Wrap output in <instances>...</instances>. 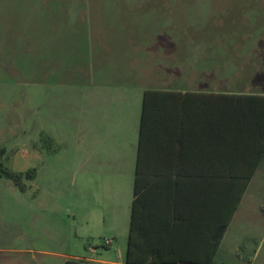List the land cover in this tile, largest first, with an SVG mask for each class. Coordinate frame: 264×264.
Listing matches in <instances>:
<instances>
[{"label":"rangeland","instance_id":"rangeland-1","mask_svg":"<svg viewBox=\"0 0 264 264\" xmlns=\"http://www.w3.org/2000/svg\"><path fill=\"white\" fill-rule=\"evenodd\" d=\"M126 34L145 67L192 47L205 78L218 68L264 89V0H0V166L36 169L25 190L0 176V264L125 262L130 200L81 164L83 71L102 46L108 62L121 56Z\"/></svg>","mask_w":264,"mask_h":264},{"label":"crops","instance_id":"crops-1","mask_svg":"<svg viewBox=\"0 0 264 264\" xmlns=\"http://www.w3.org/2000/svg\"><path fill=\"white\" fill-rule=\"evenodd\" d=\"M131 39L126 34L116 41L122 55L111 62L104 44L83 71L85 128L89 124L81 164L85 175L105 178L108 188L101 191L115 201L129 199L131 215L138 177L143 227L158 230V218L174 224L166 231L202 260L264 264V149L251 118H244L251 114H239L235 98L220 96L264 94V89L245 90L254 82H237L230 71L221 78L218 68L205 78L203 52L192 47L185 57L160 50L145 67ZM138 73H152L154 80H138Z\"/></svg>","mask_w":264,"mask_h":264},{"label":"trees","instance_id":"trees-1","mask_svg":"<svg viewBox=\"0 0 264 264\" xmlns=\"http://www.w3.org/2000/svg\"><path fill=\"white\" fill-rule=\"evenodd\" d=\"M150 91L151 90L146 91L143 116L146 115L148 106V93ZM220 96H230L231 98H235V105L239 114H251V117L245 116L244 118H251V128L254 131L256 139L261 143L262 148L264 149V94L239 93L228 95L222 94ZM50 140L53 139L51 138ZM251 173V175H253L254 170H252ZM2 175H5L7 178L13 180V182L21 190H25L26 185L23 182V178L33 179L36 176V169H29L23 174L1 165L0 176ZM139 180L140 179L137 177L135 183V197L132 205L131 224L125 264H214L215 260H202L200 257L196 256V254H193V252L189 249L179 247L177 245L179 236L166 231L167 229H173L175 226L174 224H172V227H170L168 223H164L162 218H158L160 224L158 230L148 231L145 229V227H143L145 226V223L142 222V207L140 206L141 187ZM239 201L240 197L237 198L236 204L233 206L234 208L231 212V215L228 216L226 223L221 226L217 239L218 242L222 239L227 225L232 217L233 211L237 209ZM175 217L176 215L173 216V219ZM164 224L167 225V227L165 226L166 228L164 227ZM215 252L216 248L212 250V255ZM66 263L106 264L92 260H84L81 258H71L68 259Z\"/></svg>","mask_w":264,"mask_h":264},{"label":"built area","instance_id":"built-area-1","mask_svg":"<svg viewBox=\"0 0 264 264\" xmlns=\"http://www.w3.org/2000/svg\"><path fill=\"white\" fill-rule=\"evenodd\" d=\"M105 242H106V243H105L106 245H111L112 240H111V239H106Z\"/></svg>","mask_w":264,"mask_h":264}]
</instances>
